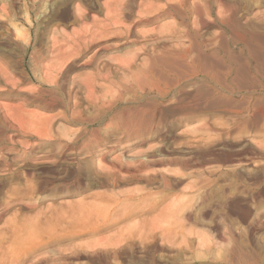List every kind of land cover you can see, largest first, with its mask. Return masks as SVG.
Listing matches in <instances>:
<instances>
[{
  "label": "rangeland",
  "instance_id": "374dc122",
  "mask_svg": "<svg viewBox=\"0 0 264 264\" xmlns=\"http://www.w3.org/2000/svg\"><path fill=\"white\" fill-rule=\"evenodd\" d=\"M35 1H36V4H35ZM35 1L34 0H0V20H1L0 21V94H1L0 95V111H1L0 112V116H1L0 117L1 118L0 119V159H2L1 164L4 167V168L0 167L1 168L0 169V190H1L0 264H9V263L10 264H27V263L36 264L38 263L37 262L38 260L45 259V257L47 258L46 260L50 259L48 260L49 264H52L53 262H54L53 264H57L58 262L60 264H64V263L65 264H95V262H93L94 260L95 261L97 260L96 264H101V263L102 264L104 263L105 264L107 263L108 264H144V263L149 264V261L147 260H149L152 257L154 259L157 258V260L159 261H162V259L163 260L165 259L164 260L165 263L169 264L170 260L168 257L178 256L179 254L180 256H183L185 258V260H183L184 262L183 261L181 262L182 264H187V263L188 264H192V263L200 264L206 260L207 261L205 263L207 264L208 263L210 264H264V127H263V130L261 126H257L256 129H252L251 127H245V126H241L240 128L239 127L237 128L236 126L232 125L231 120H230L231 117L229 115H225V114L223 115L220 113H214V114L211 113L209 115L203 114V113L202 114L197 113V115L195 114L194 117L192 115L190 116L191 117L190 119H187L185 116H183L185 117L183 118L182 115L178 114V112L173 110L175 104L173 102L170 103L169 100L165 102H161V101H159L158 103L156 102V104H158L160 109L159 108L154 109L152 106L147 105V102H146L142 104V106H140L141 108H144L146 113L143 112L142 115H138L136 119L134 117H131V120L133 121V123L132 122L131 123L133 124V126L137 125L135 127L140 130L139 136L137 137L136 140L128 139L126 137L127 133L124 135L123 130H120V132L118 131V129L122 128V126H117L118 122H115V121L112 122L109 120V121L104 122V124H102L103 126L101 125L100 130L103 131L104 129L108 128V130L110 132L112 131L113 133L111 132V135L104 136V132H103L102 137H105V138L108 137L107 138L108 141H106L105 144L101 146V148H94V146H96L97 144L94 142L95 137H93L94 132L92 131H95L98 128L97 127L98 125L88 127L90 132L93 133V136H90V132L87 135L83 136L82 132L86 128V126H83L80 124L78 125L70 121V118L72 115L74 117L81 116L82 119H85L88 122L93 120L95 116L97 117L100 113L99 112L100 107L96 101L95 103L97 104H93L92 101L94 100H97V99L113 100L114 98L119 97L120 92H121V95L125 97L124 98L125 100L131 99L133 93L130 90H128L129 91L128 92L127 90L123 89V84L128 83V81L129 83L133 82V80L136 77H137V80H139L140 86L149 87L150 80H144L148 78L142 75H137L138 73H136L137 69L142 66L143 60H146L147 58H149V56L152 55V50H154L155 46H158L160 48H169V44H171L170 45L171 47L169 49H174L175 51L179 50L178 48L180 49L188 48V45L186 44L188 43L190 44V39L183 37V34L187 31L189 32V34H192V33L194 34L196 32V34H198L200 38L202 37L204 38V39L203 38L200 39L202 46L203 44L206 43L203 46V50L204 51L206 50L207 51V52L205 51L206 54L208 53V56L213 58V60L215 57L218 58L220 56L218 60L220 59V61L222 60V62L229 63L230 60H228L229 59L228 56L230 57V56L238 55L236 57H238V59L241 58L240 60L242 62L252 61V57L250 56V52L252 49H253L252 51H255L259 56L264 57V54H263L264 50L263 52H261L262 47L264 49V0H176L177 1L176 3L174 2L175 0H169V1L168 0H158V1L157 0H135V1L125 0L124 2L122 1L119 2L117 0H108L109 2L107 0H62V1L61 0H58V1L57 0H54V1L53 0H35ZM166 1H168L170 5H175V6L178 5L181 1L186 3L185 4L186 9L190 11L189 18L185 20L186 13L181 9V6L180 7L177 6L178 8H176L175 11L168 12V10L165 9L167 8L166 3H168ZM222 2H223V5L225 3L227 4V5L225 4L227 6L226 7L227 9L224 7L225 5L222 6L221 4ZM47 3H50V4L47 5ZM121 3H123V5ZM149 4L150 5L156 4L155 6L158 7L157 10L162 9L165 6V8L163 9H165L167 13L165 14V16L163 15L160 18H158L160 20L158 21L157 19L156 20L157 22L154 20L151 23L138 24L137 22L139 21V19L147 17V14L151 15V16L148 15V17L149 16L154 17V16H160L161 14H163V12H165L162 9L159 11V13L155 15L151 14V13H156L157 10L155 11L156 9L155 6L150 7ZM231 4L233 5V7ZM32 5L35 6L36 8L33 7ZM109 5H112V6H109ZM121 5L123 6V8ZM144 6L146 7L149 6V8L146 9V7ZM234 6L236 7L234 8ZM58 7H61V8L58 9ZM110 7L111 8L114 7L113 8L114 10L110 9ZM66 8L69 9V12H70L68 13L69 15L63 13V11ZM76 8L80 9L79 13L81 14L84 13V14L81 16L78 13V10H76ZM119 8H121L120 9L121 11L118 10ZM142 8L143 10L148 11L146 12L147 14L144 11H142ZM197 8L199 9L201 8L202 11L204 10L203 11L204 19L206 20V23L207 21L209 22L208 23L209 26L207 24L206 28L204 29H201V27L199 26L200 24H199V19L197 16V11H198ZM233 8L235 10H232ZM109 9H110V12H109ZM150 9H152V11L154 12H151ZM74 10L78 14L74 13L75 12ZM140 10L142 13L144 12L143 15L140 14V16L142 15V17L138 16ZM45 11L47 12V14ZM4 12H6V16L4 15L5 14ZM12 12L13 13L15 12V13L13 14ZM108 13H112V14L108 15ZM7 14L9 16H7ZM114 16L116 17V20H114L115 19ZM117 16H119L120 18ZM175 16H178V17H175ZM196 17L198 20L194 19ZM75 18H77L78 20H76ZM10 19H12L13 21ZM117 19H119V21L122 19L120 21L122 24H120L119 21H117ZM7 20H9V23ZM212 20L214 21V24H213L214 26L212 25L213 23ZM11 21H12V25H11ZM115 21L116 23L117 22L119 23L118 27ZM223 21H227V22L229 21V23L231 22V24L228 23L229 25L228 24L226 25L227 22L224 23ZM17 22H19L18 25H17ZM107 22L108 23L110 22L112 26L110 27V24L108 25ZM216 23H217V26H216ZM104 24L107 25V27ZM196 25L199 27H197ZM5 27L6 29L9 27V29L6 30ZM16 27L18 28L14 30ZM179 27H180V30H179ZM85 28H88V29L85 30ZM105 28H106V31L104 30ZM125 28L128 31L131 29L133 34H135L136 32L137 34L135 35L137 36V39L139 41L136 39V37L133 36V34L130 35ZM169 28L170 29L172 28L173 30L171 29L170 31ZM192 28H194L195 30L194 29L191 30ZM13 30L19 31V33L21 31L22 33V37L20 34L21 38L19 39L20 41L19 40L16 41L17 43L15 41H12L10 43V41L12 40L11 37L13 36L12 34H14ZM167 30H168V33H167ZM184 30L186 31L184 32ZM72 31H73V35H72ZM116 31L119 33V35ZM121 31L123 33H121ZM141 31H144V32H141ZM178 31H180L182 37L181 35L174 36V34H177ZM145 32L147 34L154 32V34L156 33L158 38L154 34L153 35L150 34L147 36L144 34ZM56 33L59 35H57ZM141 33H143V35ZM99 34L104 35L105 38H102L103 36L100 37ZM105 34H108L109 36L108 35L105 36ZM60 35H62V37L64 36L65 39L64 38L60 39L59 37ZM92 35H93L94 40L92 39ZM218 35L220 36V38ZM241 36H243L242 37L243 43L240 38ZM54 37L55 38L57 37L55 39L57 42L54 40ZM253 37L254 38L256 37L255 39L258 38L257 40L259 41L256 42V40ZM179 38L182 39V41ZM248 38L250 39L247 41ZM84 39H85L84 41L85 44L87 42L93 43V45L95 46V49H92L93 51H91L90 54L88 53L86 58H82L80 62L78 63L79 65H77L76 68L74 67L73 69H71L69 73L67 74V77H65V79L62 82L58 83L57 78H56L57 74L54 73L57 67H55V69L52 70L55 66L53 65L54 64L53 57L51 58L52 45L56 44L57 46H62L63 51L64 49H66L64 52L68 55L69 52L74 51V48L75 50L76 48H83V45L85 46V44L82 43ZM66 40H69L73 46L71 44L68 46L67 44L69 43V41L66 42ZM174 40L175 42H173ZM25 41L26 43H24ZM59 41L61 44H59ZM224 41H227V42H224ZM127 42L129 44H127ZM176 42L178 43V45H176L177 44ZM246 42L248 44H246ZM27 43H29V50H28L29 53L27 52L26 55H24V51L22 47L24 46V44L26 45ZM76 43H77V46H75ZM145 43H147L148 45H146ZM136 44L137 46L135 47ZM139 44H142V45H139ZM251 44H253L252 45L253 48L250 47ZM106 45H109L111 49L108 48L107 50L108 52L101 51L99 53L101 57L98 55L97 56L98 60L96 58L95 60L96 63L94 61V63L92 64L94 66L83 65V63L87 60L88 57L92 55V53L95 50L98 51L101 48H104ZM181 45H183L184 47L182 46L183 47L182 48ZM140 46H144L149 52L145 57H144L145 54L139 51L142 48ZM244 46L247 49H245ZM224 47L226 49H224ZM249 47L252 49L248 50ZM214 48H216V50H214ZM133 49H135L134 51L136 53H140L138 54L136 58V62H135V65H137L138 63L140 65L138 64L136 68L134 66V69L131 70L132 74L137 75V76L132 75L131 71H128L124 67H123L124 71L121 68V66H124L126 64L127 62V61L125 62L126 59L127 60L133 59L135 55ZM128 51L129 53H127ZM232 51L234 54L232 53ZM34 52L37 53V57ZM131 52H133L134 54ZM224 52L226 53V56L224 55L225 54ZM259 52L261 55L259 54ZM214 53L217 54V56ZM212 54L214 55L212 56ZM126 55L128 56L127 58H126ZM196 57H197V51L196 49H194L191 53V58L197 60ZM244 57L248 61H246L245 59H242ZM31 58L33 59V61ZM222 58L223 59L225 58L226 61L223 60ZM100 59L101 60L103 59V60L101 61ZM108 60L110 61L111 64L105 63L106 61L109 62ZM7 63L9 65H7ZM111 65L112 67H110ZM34 67H37L38 69ZM45 70H48V71H45ZM105 70L106 71L108 70L107 71L108 73ZM126 70L129 73H127ZM49 71L51 75L49 74ZM98 71L100 72V74L98 73ZM51 72H53V74ZM103 72L105 76L98 79L100 75L101 76L104 75L102 74ZM47 73L51 77L53 75L52 77L53 79H51V77ZM110 74H112V77ZM2 75H3V78H2ZM89 75L91 76L94 75L92 77L96 78L97 83H98V87L95 89L93 96L92 94H90L88 90H86L87 88L85 89L86 87L85 83L87 82L86 78H88ZM96 75L98 76L96 77ZM47 76L48 78L50 77L51 80L50 79H46V81L43 80V77L47 78ZM80 76L84 78L86 77L85 78L86 80L80 78ZM39 77H41L40 80H39ZM142 77H143V80H142ZM9 78H11V80ZM103 78L110 79V82L113 83L112 87H109L108 89L107 88L108 84L104 80H100ZM6 79L10 80V84H9V81ZM68 79L72 81L67 83ZM74 79L76 80L74 81ZM52 80H55L54 83H52L53 82ZM84 80L86 82L83 83ZM141 80L144 82H142ZM78 81L79 82L81 81V82L78 83ZM50 82L52 83V85ZM14 83H15V86H14ZM60 83H65V85L60 84ZM99 83H101L102 85ZM262 84L263 82L261 83V86ZM8 85L11 86V88ZM12 86H13L14 91L10 92L11 91L10 89H12ZM104 86L106 90L103 89ZM55 88H58V89H55ZM40 89H42V91ZM47 90L50 91V93H45V92H48ZM60 90L62 91L63 94L61 93ZM255 90L258 93H262L261 87L260 88L257 87V89L254 88L253 91L255 92ZM106 91H109V93ZM189 91L195 92V89L189 88L188 92ZM7 92L12 96L7 94ZM19 92H23V93L27 92V93H31L34 95L36 94L43 95L44 93L43 97H44L45 102L47 103L48 102L51 103L52 95L56 97L58 96L57 97L58 100L63 99V97H65L66 95H68V97L71 95L70 98H72L73 96L75 97H73L74 99L72 98L73 100L70 98L68 99L69 104L66 108L61 103H57V104L55 103L56 105L53 104L51 108L50 106H44L42 104H39L38 102L37 103L36 102L26 103V100H27L26 98L24 99L23 96H17ZM72 93H73V96H72ZM261 108L259 107V109L257 110L262 111L264 113V105L261 106ZM151 109H154V110L152 111ZM2 115H4V117ZM5 117H7V120ZM42 118H43V121H42ZM45 118H46V121H45ZM3 121L5 125L2 123ZM135 122H138V123H135ZM204 122H206L207 125ZM9 125H10V129L11 128L12 129L11 130L9 129L8 131ZM150 125L153 127H151ZM115 126L116 128H114ZM221 126L223 129L221 128ZM209 128H210V131H209ZM151 129H152V132L150 131ZM211 136H213L214 138ZM88 137L90 138V140ZM38 138H41V140ZM59 139L61 141H59ZM18 141L20 143H18ZM25 142L27 143V145ZM63 142L65 143V145ZM142 142H147L148 144L144 146H139ZM110 143L111 145H114V144L117 145L116 146L117 148L113 150V148L110 147ZM131 144H134V145L131 146ZM70 145L71 146L73 145V147H71ZM143 152H145L146 154L144 153L145 155H143ZM149 152H152V153H149ZM209 152H210V155H209ZM105 153H108V155H106ZM148 153L152 160L156 159L155 161L162 160V161L167 162V164H165L166 166L162 164L160 166H153L152 169H150V172L153 171L158 174H161V173L165 174L167 176L166 180H163L160 176H158L155 178L154 183L150 185L152 187H150L144 181H136V182L131 183L129 182V180L125 179L129 174L125 172H122V173L120 172L119 174H117V176L120 179L119 180L120 182L118 183L119 185H114L110 177L107 176L109 173L113 172V170H111L110 172V169L112 168H109V167H112L111 165H115V164L118 165V163L122 164L120 163V161L123 162L124 160L125 161L123 164L126 165V164L133 162L137 158H145L148 155ZM135 155L137 156L139 155V156L137 157ZM140 155H142V157ZM200 155L201 156L205 155L206 156L205 158L207 159V162L209 164L207 163L206 166H201L200 163H198L199 162L198 159H200ZM187 159L190 162H191L190 159H192L191 164L195 165V167L193 166L191 170L190 168L189 169L183 168L180 165V163L179 165H177V163H174L173 161V160L175 161L182 160L181 162H184L185 160L186 162ZM103 160H105V162ZM61 161H64V162H61ZM54 162H57V163H54ZM168 162H172L173 164L172 163L170 164ZM5 163L10 164L9 166L11 168L6 169V167L4 166ZM100 163H102V167ZM155 169L157 170L159 169V171ZM12 172H17L19 177H14V174H12ZM125 174H127V176ZM26 183L28 184V186H26L27 185ZM167 185H169L170 187H167ZM24 187L27 189H24ZM140 189L141 191H139ZM189 189H191V191H189ZM142 190L143 192L147 190L149 191L143 193ZM125 192L127 193L125 194ZM148 193H150L151 196ZM136 194L141 195V199L138 200L140 203L138 201H132L128 199V196L136 195ZM145 195H149V196L146 197ZM155 195L159 197L158 200H161V197L164 196L163 201L162 202L160 201V203H158V200H156L157 197ZM115 196L116 198L118 197L119 199L118 202H117L118 199L116 198L113 199V197ZM104 199L106 202L104 201ZM9 200H10V203H8ZM145 202L146 203L148 202V203L146 204ZM154 202L155 203L157 202V203L155 204ZM31 205H33L34 208L33 207L31 208ZM151 205H157L158 209L156 207L155 209L156 212L152 211V212L146 213L147 211H149V208L152 207ZM132 206L133 207L135 206V207L132 208ZM136 206L138 207V209ZM83 208H86L87 212L85 211V209L83 210ZM88 208L92 209V212L97 211L98 213H95V214L92 213V215H90L91 212ZM100 208L102 209L105 208L108 211L103 210L104 211L103 213L102 209ZM116 209L117 210L121 209L120 211L122 212L116 211ZM186 209L187 211L192 210L190 221H188L183 215L179 216L180 214H183ZM114 210L116 214L114 213ZM77 211L81 212L80 213L81 215ZM59 212H62L65 215H63L62 213L60 214ZM83 212L84 213L86 212L85 214L88 213L87 215H89L90 218L87 215L84 216ZM101 212L103 214H99ZM112 212H113V215L111 216L113 217V219L110 217L109 221L107 222V225L110 228L107 227L106 230H103L104 232L102 231L99 234L100 236L97 235L98 237L95 235L96 238L94 237V235L89 233V232H92L94 228H97V225H101L102 223H105V221L103 220L104 219L103 217L106 216V214H109ZM129 212H131L130 214L132 215L129 214L128 216L127 214ZM165 212H166V215H165ZM176 212H177V216H176ZM55 214H60V216L56 215V218H57L56 219L55 217H52V216H55ZM77 214L80 215V218H78L79 215ZM96 214L97 215L99 214L98 219L97 217H95L97 216ZM134 214L136 216L138 215L137 218L136 216H134ZM146 214L148 215L146 216ZM122 215H124L123 220L122 218H120L122 217ZM68 216L71 217L72 220L70 218H67ZM173 216H176L177 218L175 217L174 218L177 220L179 219L178 222H180L181 224L173 220L174 219L172 218ZM46 217H48L49 221L47 220ZM84 217H87L89 222L91 220L90 222L91 224L88 221H85L86 218ZM73 218L75 219L73 220ZM82 218L84 219V221ZM95 218L97 219V221ZM92 219H95V220L93 221ZM59 221L63 222V227L65 228L68 225H70V227L69 228L67 227V229L72 230V233L73 232L78 233V235H74V237H69L68 235L67 239L66 238L64 239L65 241L64 240H62L61 242L55 241L54 243L55 226ZM71 221H74V222L71 223ZM115 221L116 222L119 221L118 224ZM44 222H47V223H44ZM140 223H141V226H139ZM135 224L136 226L138 225L137 228ZM175 224L176 226H174ZM33 227L35 230L39 228L38 229L39 231L35 232ZM217 227H219L223 233V237L221 239L220 237L215 236L217 235ZM78 228L79 229L81 228L82 230H79ZM77 229L79 231H77ZM133 229L134 231H132ZM142 229L143 231H141ZM126 230H128L127 231L128 233H124ZM174 230L175 232H173ZM83 231L85 232L83 233ZM129 231L134 232V233H131ZM32 232H35V233H32ZM86 232H88L89 234ZM33 234L35 237H33ZM118 235H121L122 237H124L122 238L123 241L125 239L126 242L125 241L124 242L128 243V244H125L126 247L124 245H121V241H120L121 236L119 237ZM151 236L153 239L151 238ZM41 237H45L44 241L51 240V242L52 241L53 242L51 243L49 241V243L45 245L46 246L45 248L44 247L41 248L39 247L40 245L37 246L36 244L43 240ZM116 239L119 240L120 243H118L119 241L117 242ZM201 241H205L206 243L201 246L202 244V243L200 244ZM155 243H158V244L156 245ZM209 243H212V244H209ZM122 244L124 243L122 242ZM116 246L118 249L116 248ZM148 246L150 249L152 246L153 251L152 249L149 251ZM123 247L125 248V250H123L124 249ZM64 249L65 250L68 249V251L67 250L65 251ZM146 251L149 253V255H147L148 253ZM59 253H61V255H59ZM62 253L65 254V257ZM103 253H105L106 255ZM115 253L117 254L115 255ZM120 254H123V256H121ZM145 256L147 257L145 258ZM148 256H149V259H148ZM194 256L196 257L197 261L199 260L198 257H202L203 260L201 261L200 259L199 262L197 263L196 259L193 258ZM60 257H61V260L59 259ZM138 257L140 260L137 259ZM56 258H57V261H55ZM62 259H64L63 260L64 263ZM133 259L136 263L133 261ZM215 259L217 260L215 261ZM221 259H223L224 261L226 260V261L224 262ZM102 260L104 261V263ZM137 260H138V263H137ZM141 261H143L144 263H142ZM188 261L189 262L191 261L192 263L191 262L189 263ZM170 264H174V263L171 261Z\"/></svg>",
  "mask_w": 264,
  "mask_h": 264
},
{
  "label": "bare ground",
  "instance_id": "6f19581e",
  "mask_svg": "<svg viewBox=\"0 0 264 264\" xmlns=\"http://www.w3.org/2000/svg\"><path fill=\"white\" fill-rule=\"evenodd\" d=\"M35 1V0H34ZM54 1V0H53ZM58 1V0H57ZM62 1V0H61ZM108 1V0H107ZM117 1H119V2H124L125 0H117ZM135 1V0H134ZM158 1V0H157ZM169 1V0H168ZM168 1H166V2H168ZM25 2V1H24ZM102 2V1H101ZM109 2V1H108ZM107 2V3H108ZM175 3L177 2L176 0L174 1ZM33 3V2H32ZM60 3V2H59ZM134 3V2H133ZM205 3V2H204ZM14 4V3H13ZM35 4H36V1H35ZM48 4H50V3H47V5ZM52 4V3H51ZM102 4V3H101ZM105 4V3H104ZM116 4V3H115ZM114 4V5H115ZM122 5H123V3H121ZM143 4H145V3H143ZM151 4V3H150ZM149 4V5H150ZM167 4V8H165V6L163 7V5H162V7L163 8H165L166 10H168V12H170V11H175L176 10V8H178V7H180L181 6V9L186 13V18H185V20H187L188 18H189V15H190V11L189 10H187L186 9V6H185V4L186 3H184L183 1H181L178 5H170L169 4V2L168 3H166ZM165 4V5H166ZM174 4V3H173ZM189 4V3H188ZM222 4V6H224L223 5V2L221 3ZM55 5H56V3H55ZM61 5H62V3H61ZM64 5V4H63ZM66 5V4H65ZM103 5V4H102ZM121 5V6H122ZM134 5V4H133ZM132 5V6H133ZM148 5V4H147ZM156 5V4H155ZM155 5H150V7L151 6H155ZM227 5V4H226ZM224 6L225 8L227 7V6ZM230 5V4H229ZM232 5V4H231ZM14 6V5H13ZM29 6V5H28ZM33 6V5H32ZM37 6V5H36ZM53 6V5H52ZM101 6V5H100ZM105 6V5H104ZM107 6V5H106ZM109 6H112V5H109ZM116 6H118V5H116ZM130 6V5H129ZM159 6V5H158ZM178 6V7H177ZM33 7H35V6H33ZM40 7V6H39ZM55 7H57V6H55ZM66 7H68V6H66ZM120 7V6H119ZM144 7H146V6H144ZM229 7H231V6H229ZM232 7H233V5H232ZM236 6H234V8H235ZM36 8V7H35ZM53 8V7H52ZM51 8V9H52ZM59 8H61V7H58V9ZM85 8V7H84ZM90 8V7H89ZM88 8V9H89ZM99 8V7H98ZM105 8V7H104ZM107 8V7H106ZM109 8V7H108ZM114 8V7H113ZM113 8H111L110 7V9H113ZM122 8H123V6H122ZM129 8V7H128ZM147 8H149V6L148 7H146V9ZM156 8V9H155ZM155 11L157 10V8L158 7H156L155 6ZM161 8V7H160ZM159 8V9H160ZM162 8V9H163ZM232 9V10H235V9ZM13 9V8H12ZM34 9V8H33ZM45 9V8H44ZM110 9H109V12H110ZM117 9V8H116ZM121 8H119L118 10H120ZM145 9V8H144ZM153 9V8H152ZM152 9H150V11L151 12H154V11H152ZM162 9H160V10H162ZM165 9H163V11H165ZM227 9V8H226ZM62 10V9H61ZM76 10H78V13H79V8H76ZM106 10V9H105ZM114 10V9H113ZM112 10V11H113ZM160 10H157V12L156 13H151V14H157V13H159V11ZM197 16H198V19H199V26L201 27V29H204V28H206V26H207V24L209 23L208 21H207V23H206V20L204 19V15H203V11L201 10V8L199 9V8H197ZM222 10V9H221ZM54 11V10H53ZM59 11V10H58ZM57 11V12H58ZM75 11V10H74ZM90 11H92V10H90ZM89 11V12H90ZM104 11V10H103ZM108 11V10H107ZM121 11V10H120ZM142 11H144L145 13L146 12H148V11H146V10H143V8H142ZM182 11V12H183ZM193 11V10H192ZM196 11V10H195ZM226 11H228V10H226ZM2 12V11H1ZM9 12V11H8ZM27 12H28V10H27ZM46 12V11H45ZM140 12H141V10H140ZM139 12V17H142V15L144 14V12L142 13H140ZM224 12V11H223ZM5 14V16H6V12H4ZM10 13V12H9ZM13 13V12H12ZM15 13V12H14ZM13 13V14H14ZM63 13L64 14H68V13H70L69 12V9H65L64 11H63ZM74 13H77L76 11L74 12ZM77 13V14H78ZM91 13V12H90ZM123 13H124V11H123ZM128 13V12H127ZM167 13V11H165V12H163V14H161L160 16H154V15H152V16H154V17H150L151 15L150 14H147V17H145V18H141V19H139V21L137 22L138 24H140V23H151V22H153L154 20L156 21L158 18H160L161 16H165V14ZM172 13V12H171ZM236 13V12H235ZM29 14H30V12H29ZM46 14H47V12H46ZM53 14V13H52ZM51 14V15H52ZM54 14H56V13H54ZM59 14V13H58ZM63 14V15H64ZM81 16L84 14H81V13H79ZM109 14H112V13H108V15ZM140 14H142L141 16H140ZM208 14V13H207ZM22 15V14H21ZM43 15V14H42ZM69 15V14H68ZM105 15V14H104ZM123 15V14H122ZM129 15V14H128ZM127 15V16H128ZM148 15H150L149 17H148ZM168 15V14H167ZM196 15V14H195ZM2 16V15H1ZM7 16H9L8 14H7ZM12 16V15H11ZM50 16V15H49ZM58 16H60V15H58ZM62 16V15H61ZM80 16V17H81ZM145 16V15H144ZM194 16V15H193ZM206 16V15H205ZM51 17V16H50ZM55 17V16H54ZM75 17V16H74ZM115 17V16H114ZM117 17H119V16H117ZM123 17V16H122ZM170 17V16H169ZM175 17H178V16H175ZM209 17V16H208ZM233 17V16H232ZM5 18H7V17H5ZM53 18V17H52ZM51 18V19H52ZM58 18V17H57ZM60 18V17H59ZM66 18H68V17H66ZM84 18V17H83ZM106 18V17H105ZM120 18V17H119ZM128 18V17H127ZM165 18V17H164ZM172 18V17H171ZM181 18H182V16H181ZM228 18V17H227ZM13 19V18H12ZM12 19H10V20H12ZM76 20H78L77 18H75ZM80 19V18H79ZM130 19H132V18H130ZM137 19V20H138ZM162 19H163V17H162ZM180 19V18H179ZM194 19H197V17L196 18H194ZM197 19V20H198ZM217 19V18H216ZM221 19H222V17H221ZM220 19V20H221ZM81 20V19H80ZM114 20H116V17H115V19ZM114 20H113V22H114ZM122 20V19H121ZM120 20V21H121ZM125 20V19H124ZM160 19H158V21H159ZM181 20V19H180ZM191 20V19H190ZM211 20V19H210ZM209 20V21H210ZM233 20H235V19H233ZM1 21V20H0ZM8 21V23H9V20H7ZM13 21V20H12ZM12 21H11V25H12ZM19 21V20H18ZM49 21H51V20H49ZM111 21V20H110ZM117 21H119V19H117ZM119 21V23L120 24H122L121 22ZM183 21H184V19H183ZM213 21V20H212ZM214 21H215V19H214ZM214 21H213V23H212V25L214 24ZM83 22V21H82ZM98 22V21H97ZM101 22V21H100ZM126 22V21H125ZM136 22V21H135ZM157 22V21H156ZM195 22V21H194ZM219 22V21H218ZM224 23H226L227 21H223ZM222 22V23H223ZM236 22V21H235ZM234 22V23H235ZM7 23V22H6ZM18 23L19 22H17V25H18ZM49 23V22H48ZM108 23V22H107ZM115 23H116V21H115ZM119 23L117 22L116 23V25H117V27L119 26ZM129 23V22H128ZM134 23V22H133ZM174 23V22H173ZM211 23H210V25H211ZM229 23V21L226 23V25ZM23 24V23H22ZM94 24V23H93ZM103 24V23H102ZM110 24V22L108 23V25ZM124 24V23H123ZM131 24V23H130ZM229 24H231V22L229 23ZM228 24V25H229ZM16 25V24H15ZM56 25V24H55ZM99 25V24H98ZM105 25V24H104ZM115 25V26H116ZM125 25V24H124ZM134 25V24H133ZM145 25V24H144ZM233 25V24H232ZM9 26H10V24H9ZM14 26V25H13ZM59 26V25H58ZM96 26V25H95ZM103 26V25H102ZM106 27H107V25H105ZM112 26V24H110V27ZM120 26H122V25H120ZM127 26V25H126ZM130 26V25H129ZM140 26V25H139ZM142 26V25H141ZM166 26V25H165ZM171 26V25H170ZM169 26V27H170ZM197 26V25H196ZM199 26H197V27H199ZM208 26H209V24H208ZM214 26V25H213ZM216 26H217V23H216ZM215 26V27H216ZM225 26V25H224ZM223 26V27H224ZM12 27V26H11ZM15 27V26H14ZM138 27V26H137ZM162 27V26H161ZM193 27V26H192ZM197 27H195V28H197ZM232 27V26H231ZM237 27V26H236ZM18 27H16L14 30H16ZM60 28V27H59ZM80 28H81V26H80ZM128 28V27H127ZM166 28H168V27H166ZM230 28V27H229ZM240 28V27H239ZM3 29V28H2ZM5 29H6V27H5ZM7 29H9V27L7 28ZM6 29V30H7ZM13 29V28H12ZM22 29V28H21ZM56 29V28H55ZM83 29V28H82ZM86 29H88V28H85V30ZM93 29V28H92ZM101 29H102V27H101ZM108 29V28H107ZM121 29V28H120ZM126 29V28H125ZM130 29V28H129ZM152 29H154V28H152ZM163 29V28H162ZM161 29V30H162ZM170 29V28H169ZM172 29V28H171ZM171 29H170V31H171ZM184 29V28H183ZM194 28H192L191 30H193ZM197 29H199V28H197ZM227 29V28H226ZM13 30V32H14V34H12L13 36L11 37V41H10V43L12 42V41H17V40H19L21 37H22V33H21V31H20V33H19V31H14ZM100 30V29H99ZM105 31H106V28L104 29ZM127 30V29H126ZM149 30V29H148ZM173 30V29H172ZM179 30H180V27H179ZM195 30V29H194ZM238 30V29H237ZM79 31V30H78ZM96 31V30H95ZM102 31V30H101ZM128 31V30H127ZM153 31V30H152ZM158 31V30H157ZM186 30H184V32H185ZM10 32H12V31H10ZM75 32V31H74ZM88 32V31H87ZM86 32V33H87ZM117 32V31H116ZM133 32H135V31H133ZM140 32V31H139ZM141 32H144V31H141ZM150 32H151V30H150ZM159 32V31H158ZM198 32H199V30H198ZM227 32V31H226ZM96 33V32H95ZM94 33V34H95ZM114 33V32H113ZM118 33V32H117ZM116 33V34H117ZM121 33H123L122 31H121ZM126 33V32H125ZM128 33L130 34V35H132L133 33H132V30L130 29L129 31H128ZM167 33H168V30H167ZM174 33V32H173ZM179 33V34H178ZM178 33L177 34H174V36H180L181 35V33H180V31H178ZM238 33V32H237ZM7 34H8V32H7ZM10 34V33H9ZM20 34H21V37H20ZM57 34V33H56ZM56 34H55V36H56ZM61 34V33H60ZM63 34V33H62ZM75 34V33H74ZM97 34V33H96ZM135 34H137L136 32H135ZM135 34H133V36L134 37H136V39H137V36L135 35ZM142 35H143V33H141ZM145 35H150V34H154V32H152V33H144ZM201 34V33H200ZM232 34H233V32H232ZM43 35V34H42ZM57 35H59V34H57ZM72 35H73V31H72ZM76 35V34H75ZM86 35V34H85ZM100 35V34H99ZM106 35H108V34H105V36ZM118 35H119V33H118ZM128 35V34H127ZM154 35H156V33L154 34ZM170 35H171V33H170ZM192 35V36H191ZM220 35V34H219ZM218 35V36H219ZM224 35V34H223ZM241 35V34H240ZM249 35V34H248ZM7 36H9V35H7ZM66 36V35H65ZM70 36V35H69ZM77 36V35H76ZM84 36V35H83ZM87 36V35H86ZM103 36V37H102ZM109 36V35H108ZM111 36H112V34H111ZM122 36H123V34H122ZM125 36V35H124ZM129 36V35H128ZM139 36V35H138ZM163 36V35H162ZM168 36V35H167ZM202 36V35H201ZM222 36V35H221ZM253 36V35H252ZM51 37V36H50ZM60 37V39L61 38H64L65 39V37L63 36L62 37V35H60L59 36ZM85 37V36H84ZM95 37V36H94ZM100 37H102V38H105L104 37V35H100ZM99 37V38H100ZM144 37H146V36H144ZM156 37H157V35H156ZM181 37H182V35H181ZM180 37V38H181ZM183 37L184 38H189L190 39V44L188 43V44H186V45H188V48H184V49H180V48H178L179 50H177V51H175L174 49H169L171 46V44H169V48H160V47H158V46H155V48H154V50H152V55L151 56H149V58H147L146 60H143V63H142V66L140 67V68H138L137 69V72L136 73H138L137 75H142V76H145V77H147L148 79H144V80H150L149 81V83H150V85H149V87H143V86H140V84H139V80H137V77L133 80V82H131V83H129V81H128V83H126V84H123V89H125V90H130L132 93H133V95H132V98L131 99H129V100H125L124 98L125 97H123L122 95H121V92H120V95H119V97H117V98H114L113 100H101V99H97V100H94V101H92L93 102V104H97L98 103V105H99V107H100V109H99V115L96 117H94V119L93 120H91V121H87V120H85V119H82V117L80 116V117H78V116H76V117H74L73 115L71 116V118H70V121L72 122V123H76V124H80V125H83V126H86V128L83 130V132H82V134H83V136L84 135H87L89 132H90V130H89V126H95V125H98L97 127V129L95 130V131H92V132H94V136H93V133L92 132H90V136H93V137H95V140H94V142L97 144L96 146H94V148H101V146L103 145V144H105V142L106 141H108L107 140V138H105V137H102V133L104 132V136H108V135H111V132L108 130V128L107 129H104L103 131H101L100 130V128H101V125L102 124H104V122H106V121H115V122H118V125L117 126H122V128H120V129H118V131L120 132V130H123L124 131V135L127 133V135H126V137L128 138V139H130V140H136L137 139V137L139 136V132H140V130L139 129H137L135 126H137V125H134L133 126V121L131 120V117H134L135 119L137 118V116L138 115H142V113L143 112H145L146 113V111L144 110V108H141L140 106H142V104H144V103H146L147 102V105H149V106H152L154 109H158L159 108V106H158V104H156V102L158 103L159 101H161V102H165V101H170V103L171 102H173L175 105H174V108H173V110L174 111H176V112H178V114H180V115H182V117L183 116H185L187 119H190L191 117L190 116H192L193 115V117H194V115L196 114L197 115V113H199V114H207V115H209V114H211V113H220V114H225V115H229L230 117H231V123H232V125H234V126H236L237 128L239 127H241V126H245V127H251L252 129H256L257 128V126H261L262 127V130H263V127H264V113L262 112V111H259V110H257V109H259V107L261 108V106H263L264 105V57H262V56H259L255 51H252L253 49V44H251L250 45V47H252V48H250L249 47V49L248 50H250V49H252L251 50V52H250V56L252 57V61H248L247 59H245V57L244 58H242V59H245L246 61H248V62H242L240 59H238V57H236V56H238V55H236V56H228V60H230V62L229 63H226V62H222V60L220 61V59L218 60V58L220 57H218V58H214V60H213V58H211L210 56H208V53L206 54V52L203 50V46L206 44H203V46H202V43H201V40L200 39H202V38H200L199 37V35L198 34H196V32L193 34H189V32L187 31V32H185L184 34H183ZM224 37V36H223ZM243 36H241L240 38H241V40L243 39L242 38ZM41 38V37H40ZM53 38V37H52ZM51 38V39H52ZM57 38V37H56ZM55 37H54V40L56 39ZM76 38V37H75ZM88 38V37H87ZM91 38V37H90ZM89 38V39H90ZM98 38V37H97ZM150 38V37H149ZM158 38V37H157ZM168 38V37H167ZM172 38H173V36H172ZM179 38V39H180ZM219 38H220V36H219ZM236 38V37H235ZM245 38V37H244ZM251 38V37H250ZM250 38H248L247 39V41L250 39ZM254 38V37H253ZM256 38V37H255ZM254 38V39H255ZM10 39V38H9ZM80 39V38H79ZM92 39H93V35H92ZM96 39V38H95ZM107 39V38H106ZM127 39V38H126ZM148 39V38H147ZM151 39V38H150ZM154 39V38H153ZM156 39V38H155ZM176 39V38H175ZM179 39H178V41H179ZM204 39V38H203ZM258 39V38H257ZM257 39H255L256 40V42L257 41H259V40H257ZM57 40H59V39H57ZM72 40V39H71ZM75 40V39H74ZM94 40V39H93ZM120 40V39H119ZM128 40V39H127ZM138 40V39H137ZM143 40V39H142ZM146 40V39H145ZM149 40V39H148ZM177 40V39H176ZM181 41H182V39H180ZM221 40H222V38H221ZM224 40V39H223ZM235 40V39H234ZM252 40V39H251ZM263 40V39H262ZM9 41V40H8ZM20 41V40H19ZM18 41V42H19ZM27 41V40H26ZM26 41L24 42V43H26ZM49 41V40H48ZM56 41V40H55ZM60 41H62V40H60ZM60 41H59V44H61L60 43ZM67 41H69V40H66V42ZM84 41H85V39L83 40V42L82 43H84ZM131 41V40H130ZM135 41V40H134ZM133 41V42H134ZM139 41V40H138ZM147 41V40H146ZM152 41V40H151ZM156 41V40H155ZM155 41H154V43H155ZM177 41V42H178ZM184 41V40H183ZM203 41V40H202ZM228 41H230V40H228ZM233 41V40H232ZM239 41V40H238ZM57 42V41H56ZM62 42H64V41H62ZM65 42V43H66ZM73 42V41H72ZM78 42V41H77ZM79 42H80V40H79ZM78 42V43H79ZM90 42H91V40H90ZM140 42H141V40H140ZM173 42H175V40L173 41ZM176 42V43H177ZM189 42V41H188ZM224 42H227V41H224ZM245 42V41H244ZM250 42V41H249ZM253 42V41H252ZM14 43V42H13ZM12 43V44H13ZM17 43V42H16ZM54 43V42H53ZM52 43V44H53ZM75 43V42H74ZM95 43H97V42H95ZM125 43V42H124ZM135 43H137V42H135ZM182 43V42H181ZM184 43V42H183ZM194 43H196V44H194ZM223 43V42H222ZM232 43V42H231ZM242 43H243V40H242ZM259 43V42H258ZM15 44V43H14ZM58 44V43H57ZM58 44V45H59ZM71 44V42L69 41V43L67 44L68 46ZM85 44V43H84ZM123 44V43H122ZM127 44H129L128 42H127ZM146 45H148L147 43H145ZM144 44V45H145ZM225 44H227V43H225ZM235 44V43H234ZM246 44H248L247 42H246ZM23 45V44H22ZM21 45V46H22ZM66 45V46H67ZM72 45V44H71ZM116 45V44H115ZM117 45H119V44H117ZM139 45H142V44H139ZM145 45V46H146ZM174 45V44H173ZM172 45V46H173ZM176 45H178V43L176 44ZM180 45V44H179ZM256 45H257V43H256ZM49 46H50V44H49ZM67 46V47H68ZM73 46V45H72ZM75 46H77V43H76V45ZM82 46V45H81ZM125 46H127V45H125ZM133 46V45H132ZM137 46V44L135 45V47ZM183 45H181V47H182ZM207 46V45H206ZM210 46V45H209ZM218 46H220V45H218ZM223 46V45H222ZM231 46V45H230ZM11 47V46H10ZM80 47V46H79ZM101 47V46H100ZM116 47V46H115ZM115 47H113V48H115ZM118 47V46H117ZM127 47H129V46H127ZM139 47V46H138ZM140 47H142L139 51H141V52H143L145 55H144V57L149 53L148 51H147V49L144 47V46H140ZM162 47V46H161ZM175 47V46H174ZM178 47V46H177ZM176 47V48H177ZM184 47V46H183ZM182 47V48H183ZM226 47V46H225ZM224 47V49H226ZM248 47V46H247ZM255 47V46H254ZM257 47V46H256ZM108 48H110V46L109 45H106L104 48H101L100 50H95L93 53H92V55L90 56V57H88L87 58V60L83 63V65H85V66H91L93 63H94V61L96 60V58H97V56L99 55V53L102 51H107L108 50ZM151 48V47H150ZM217 48V47H216ZM216 48H214V50H216ZM244 48H245V46H244ZM22 49H23V51H24V55H26V53L28 52V50H29V43H27L26 45L24 44V46L22 47ZM71 49V48H70ZM73 49V48H72ZM92 49H95V46L93 45V43H86L85 44V46L83 45V48H76V50H75V48H74V51L73 52H69L68 53V55L64 52L66 49H64V51H63V48H62V46H57L56 44H54V45H52V53H51V58L53 57V62H54V64L53 65H55L54 66V68L52 69V68H50V69H52V70H54L55 69V67H57V69L55 70V74H57L56 75V78H57V82L59 83V82H62L64 79H65V77H67V74L69 73V71L71 70V69H73L74 67L76 68L77 67V65H79L78 63L80 62V60L82 59V58H86V56H87V54L89 53L90 54V52L91 51H93ZM111 49V48H110ZM194 49H196V51H197V57H196V59L197 60H195V59H193V58H191V53H192V51L194 50ZM221 49V48H220ZM230 49V48H229ZM233 49V48H232ZM231 49V50H232ZM245 49H247V48H245ZM9 50V49H8ZM7 50V51H8ZM51 50V49H50ZM135 49H133V51H134ZM212 50V49H211ZM210 50V51H211ZM231 50H230V52H231ZM260 50V49H259ZM263 47H262V51L261 52H263ZM218 51H220V50H218ZM223 51V50H222ZM227 51H229V50H227ZM241 51H243V50H241ZM258 51V50H257ZM108 52V51H107ZM138 52V51H137ZM195 52V51H194ZM3 53V52H2ZM29 53V52H28ZM35 53V52H34ZM127 53H129V51L127 52ZM131 53H133V52H131ZM134 53H135V55H134V57H133V59H131V60H125V59H123V60H125V62H126V64L124 65V66H121L122 65V63H121V68H122V70H123V67L125 68V69H127L128 71H131V70H133L134 69V66H135V68H136V66L139 64L138 62V64L137 65H135V62H136V58H137V56H138V54H140V53H136L135 51H134ZM133 53V54H134ZM142 53V54H143ZM211 53V52H210ZM217 53H219V52H217ZM225 53V52H224ZM232 53H233V51H232ZM237 53V52H236ZM22 54H23V52H22ZM36 54V57H37V53H35ZM34 54V55H35ZM132 54V55H133ZM151 54V53H150ZM215 54V53H214ZM214 54H212V56L214 55ZM223 54V53H222ZM234 54V53H233ZM239 54V53H238ZM244 54V53H243ZM259 54H260V52H259ZM263 54H264V52H263ZM33 55V56H34ZM40 55V54H39ZM125 55V54H124ZM131 55V54H130ZM216 56H217V54H215ZM225 56H226V53L224 54ZM261 55V54H260ZM49 56V55H48ZM100 56V55H99ZM143 56V55H142ZM249 56V57H250ZM2 57V56H1ZM24 57V56H23ZM101 57V56H100ZM105 57V56H104ZM125 57V56H124ZM128 56L126 55V58H127ZM221 57H223V56H221ZM116 58V57H115ZM248 58V57H247ZM32 59V58H31ZM36 59V58H35ZM223 59V58H222ZM97 60H98V58H97ZM101 60V59H100ZM103 60V59H102ZM101 60V61H102ZM110 60H111V58H110ZM223 60H225V58L223 59ZM227 60V61H228ZM251 60V59H250ZM24 61V60H23ZM32 61H33V59H32ZM109 61V60H108ZM117 61V60H116ZM120 61H121V59H120ZM226 61V60H225ZM52 62V63H53ZM83 62V61H82ZM98 62V61H97ZM114 62V61H113ZM141 62V61H140ZM51 63V62H50ZM95 63H96V61H95ZM105 63H110V61L109 62H105ZM124 63V62H123ZM99 64V63H98ZM111 64V63H110ZM117 64V63H116ZM7 65H9L8 63H7ZM13 65V64H12ZM52 65V64H51ZM96 65V64H95ZM105 65V64H104ZM140 65V64H139ZM33 66V65H32ZM92 66H94V65H92ZM97 66V65H96ZM115 66V65H114ZM53 67V66H52ZM110 67H112V65L110 66ZM11 68V67H10ZM34 68H37V67H34ZM85 68V67H84ZM83 68V69H84ZM89 68H91V67H89ZM98 68V67H97ZM102 68V67H101ZM100 68V69H101ZM105 68V67H104ZM119 68V67H118ZM38 69V68H37ZM88 69V68H87ZM95 69H96V67H95ZM106 69V68H105ZM108 69V68H107ZM75 70H77V69H75ZM92 70V69H91ZM109 70V69H108ZM107 70V71H108ZM116 70V69H115ZM126 70V71H127ZM35 71H37V70H35ZM45 71H48V70H45ZM94 71V70H93ZM100 71V70H99ZM98 71V73L100 74V72ZM106 71V70H105ZM106 71V72H107ZM112 71H114V70H112ZM120 71V70H119ZM124 71V70H123ZM127 71V73H129ZM71 72H73V71H71ZM105 72V73H106ZM35 73V72H34ZM52 74H53V72H51ZM108 73V72H107ZM106 73V74H107ZM114 73H116V72H114ZM135 73V72H134ZM4 74V73H3ZM8 74V73H7ZM37 74V73H36ZM35 74V75H36ZM40 74V73H39ZM48 74V73H47ZM49 74H50V71H49ZM48 74V75H49ZM87 74V73H86ZM90 74V73H89ZM95 74H96V72H95ZM102 74H104V72L102 73ZM131 74H132V71H131ZM51 75V74H50ZM49 75V76H50ZM71 75V74H70ZM88 75V74H87ZM111 75V77H112V74H110ZM114 75V74H113ZM132 75H134V74H132ZM137 75H134V76H137ZM12 76V75H11ZM55 76V75H54ZM83 76V75H82ZM84 76H86V75H84ZM92 76H94V75H92ZM91 75H89V77L88 78H86L87 79V82L85 81L86 79L84 78V77H81L80 76V78H82V79H85L84 81H83V83L84 82H86L85 83V89L86 90H88L89 92H90V94H92V96H93V94H94V92H95V89L98 87V83H97V80H96V78H93ZM98 75H96V77H97ZM103 76H105V74L104 75H100L99 77H98V79L99 78H101V77H103ZM109 76V75H108ZM119 76V75H118ZM6 77H8V76H6ZM51 77V76H50ZM50 77L48 78V76H47V78H44L43 77V80H45L46 81V79H50ZM52 77H53V75H52ZM51 77V79H53ZM2 78H3V75H2ZM37 78V77H36ZM40 78L41 77H39V80H40ZM116 78V77H115ZM115 78H113V79H115ZM134 78V77H133ZM10 80H11V78H9ZM50 79V80H51ZM70 79V78H69ZM68 79V80H69ZM78 79V78H77ZM128 79V78H127ZM6 80H8V79H6ZM10 80H8L9 81V84H10ZM42 80V79H41ZM67 80V83L68 82H70V81H72V80H69L68 81ZM76 79H74V81H75ZM100 80H104L107 84H108V87H107V85H106V87L109 89V87H112V85H113V83H111L110 82V79H108V78H103V79H100ZM123 80V79H122ZM142 80H143V77H142ZM141 80V81H142ZM53 82L52 83H54V81L55 80H52ZM66 81V80H65ZM77 82V81H76ZM81 82V81H80ZM79 81H78V83H80ZM142 82H144V81H142ZM263 82V84H262V86H261V83ZM44 83V82H43ZM47 83V82H46ZM51 83V82H50ZM52 83H51V85H52ZM82 83V84H83ZM60 84H63V85H65V83H60ZM70 84V83H69ZM68 84V85H69ZM99 84H101V83H99ZM121 84H122V82H121ZM145 84V83H144ZM48 85V84H47ZM79 85V84H78ZM102 85V84H101ZM9 86V85H8ZM14 86H15V83H14ZM50 86V85H49ZM60 86V85H59ZM70 86V85H69ZM68 86V87H69ZM72 86H73V84H72ZM147 86V85H146ZM6 87H7V85H6ZM10 88H11V86H9ZM78 87V86H77ZM83 87H84V85H83ZM100 87V86H99ZM257 87H261V90H262V93H258L256 90H255V92L253 91V89L254 88H256L257 89ZM70 88V87H69ZM103 88V87H102ZM118 88V87H117ZM189 88H193V89H195V92H188V89ZM9 89V88H8ZM45 89V88H44ZM55 89H58V88H55ZM66 89H67V87H66ZM65 89V90H66ZM72 89V88H71ZM76 89V88H75ZM83 89V88H82ZM103 89H105L106 90V88H105V86H104V88ZM119 89V88H118ZM122 89V88H121ZM11 91L10 92H13L14 90H13V86H12V89H10ZM27 90V89H26ZM41 91H42V89H40ZM49 90V89H48ZM47 90V91H48ZM51 90V89H50ZM85 90V91H86ZM98 90H99V88H98ZM100 90H102V89H100ZM58 91V90H57ZM61 91V90H60ZM110 91V90H109ZM109 91H106V92H108L109 93ZM113 91V90H112ZM9 92V91H8ZM7 92V94H9ZM52 92V91H51ZM55 92V91H54ZM97 92V91H96ZM124 92V91H123ZM129 92V91H128ZM32 93H34V92H32ZM43 93V92H42ZM45 93H50V91H48V92H45ZM53 93V92H52ZM52 93H51V95H52ZM61 93H62V91H61ZM61 93H60V95H61ZM66 93H68V92H66ZM65 93V94H66ZM87 93V92H86ZM105 93V92H104ZM113 93V92H112ZM5 94V93H4ZM14 94V93H13ZM63 94V93H62ZM1 95V94H0ZM10 95V94H9ZM43 95H44V93H43ZM43 95L42 94H36V95H34V94H31V93H23V92H19L18 94H17V96H23V98L25 99H27L26 100V103H39V104H42V105H44V106H52L53 104H57V103H61V104H63V106L66 108L67 106H68V104H69V98H70V96L68 97V95H64L65 97H63V99H61V100H58L57 99V97L56 96H54V95H52L51 96V103H47V102H45V100H44V97H43ZM48 95V94H47ZM76 95V94H75ZM107 95V94H106ZM105 95V96H106ZM129 95H131V94H129ZM10 96H12V95H10ZM15 96V95H14ZM72 96H73V93H72ZM96 96V95H95ZM113 96V95H112ZM127 96H128V94H127ZM8 97V96H7ZM73 97H75V96H73ZM72 97V98H73ZM86 97V96H85ZM116 97V96H115ZM13 98V97H12ZM60 98V97H59ZM72 98H70V99H72ZM108 98V97H107ZM128 98V97H127ZM74 99V98H73ZM72 99V100H73ZM87 99V98H86ZM96 99V98H95ZM103 99V98H102ZM153 99H155V100H153ZM71 100V101H72ZM95 101L97 102V103H95ZM91 102V101H90ZM22 104V103H21ZM55 104V105H56ZM78 104V103H77ZM76 104V105H77ZM38 105V104H37ZM35 106V105H34ZM60 106V105H59ZM95 106H97V105H95ZM145 106V105H144ZM72 107V106H71ZM87 107V106H86ZM151 107V108H152ZM52 108V107H51ZM69 108V107H68ZM97 108V107H96ZM21 109V108H20ZM58 109V108H57ZM154 109H151L152 111L154 110ZM160 109V108H159ZM262 109V108H261ZM45 110V109H44ZM67 110V109H66ZM78 110V109H77ZM150 110V111H151ZM3 111V110H2ZM71 111V110H70ZM151 111V112H152ZM159 111V110H158ZM1 112V111H0ZM147 112H148V110H147ZM155 112V111H154ZM167 112V111H166ZM172 112V111H171ZM5 113V112H4ZM150 113V112H149ZM158 113H160V112H158ZM173 113V112H172ZM3 114V113H2ZM68 114V113H67ZM96 114V113H95ZM34 115V114H33ZM160 115H162V114H160ZM164 115V114H163ZM168 115V114H167ZM166 115V116H167ZM171 115V114H170ZM3 117H4V115H2ZM150 116V115H149ZM148 116V117H149ZM153 116V115H152ZM174 116V115H173ZM201 116H203V115H201ZM1 117V116H0ZM41 117V116H40ZM63 117V116H62ZM147 117V116H146ZM145 117V118H146ZM164 117V116H163ZM172 117V116H171ZM182 117H180V118H182ZM185 117H183V118H185ZM224 117V116H223ZM6 118V120H7V117H5ZM30 118V117H29ZM32 118H34V117H32ZM66 118V117H65ZM154 118V117H153ZM176 118V117H175ZM219 118V117H218ZM1 119V118H0ZM4 119V118H3ZM2 119V120H3ZM87 119V118H86ZM152 119V118H151ZM168 119V118H167ZM172 119V118H171ZM212 119V118H211ZM5 120V121H6ZM26 120V119H25ZM24 120V121H25ZM41 120V119H40ZM160 120V119H159ZM163 120V119H162ZM10 121V120H9ZM32 121V120H31ZM42 121H43V118H42ZM45 121H46V118H45ZM53 121V120H52ZM156 121V120H155ZM168 121V120H167ZM208 121V120H207ZM223 121V120H222ZM228 121V120H227ZM37 122V121H36ZM132 122V123H131ZM154 122V121H153ZM157 122H158V120H157ZM156 122V123H157ZM170 122V121H169ZM168 122V123H169ZM3 124H4V121L2 122ZM69 123V122H68ZM111 123V122H110ZM135 123H138V122H135ZM147 123V122H146ZM155 123V122H154ZM167 123V124H168ZM205 124H206V122H204ZM208 123V122H207ZM220 123H222V122H220ZM15 124V123H14ZM33 124V123H32ZM37 124V123H36ZM5 125V124H4ZM148 125H149V123H148ZM207 125V124H206ZM7 126V125H6ZM103 126V125H102ZM141 126H143V125H141ZM151 126V125H150ZM160 126H162V125H160ZM169 126H171V125H169ZM211 126V125H210ZM38 127V126H37ZM149 127V126H148ZM151 127H153V126H151ZM206 127V126H205ZM226 127V126H225ZM228 127V126H227ZM21 128V127H20ZM29 128V127H28ZM114 128H116V126L114 127ZM211 128V127H210ZM210 128H209V131H210ZM221 128H222V126H221ZM259 128V127H258ZM9 129H10V125H9V128H8V131H9ZM12 129V128H11ZM10 129V130H11ZM111 129H112V127H111ZM207 129V128H206ZM223 129V128H222ZM247 129V128H246ZM114 130V129H113ZM117 130V129H116ZM201 130V129H200ZM217 130V129H216ZM5 131H7V130H5ZM23 131V130H22ZM49 131V130H48ZM57 131V130H56ZM58 131H60V130H58ZM151 132H152V129L150 130ZM155 131V130H154ZM161 131V130H160ZM159 131V132H160ZM202 131V130H201ZM214 131V130H213ZM219 131V130H218ZM217 131V132H218ZM242 131H244V130H242ZM37 132V131H36ZM147 132V131H146ZM149 132V131H148ZM204 132V131H203ZM208 132V131H207ZM212 132V131H211ZM217 132H215V133H217ZM249 132V131H248ZM25 133V132H24ZM27 133V132H26ZM35 133V132H34ZM46 133H48V132H46ZM50 133V132H49ZM64 133V132H63ZM91 133H92V135H91ZM113 133V132H112ZM144 133V132H143ZM219 133V132H218ZM223 133V132H222ZM246 133H247V131H246ZM245 133V134H246ZM5 134V133H4ZM37 134V133H36ZM40 134V133H39ZM119 134V133H118ZM121 134H123V133H121ZM142 134V133H141ZM224 134V133H223ZM241 134V133H240ZM29 135V134H28ZM32 135V134H31ZM48 135V134H47ZM50 135V134H49ZM62 135V134H61ZM81 135V134H80ZM145 135V134H144ZM221 135V134H220ZM257 135V134H256ZM39 136V135H38ZM58 136H59V134H58ZM76 136V135H75ZM142 136V135H141ZM164 136V135H163ZM215 136V135H214ZM218 136V135H217ZM245 136V135H244ZM37 137V136H36ZM43 137V136H42ZM51 137V136H50ZM211 137H213V136H211ZM221 137V136H220ZM251 137V136H250ZM255 137V136H254ZM31 138V137H30ZM33 138V137H32ZM89 138V137H88ZM92 138V137H91ZM123 138V137H122ZM214 138V137H213ZM218 138V137H217ZM234 138V137H233ZM236 138V137H235ZM38 139H40L41 140V138H38ZM49 139V138H48ZM53 139V138H52ZM221 139V138H220ZM3 140V139H2ZM11 140V139H10ZM43 140V139H42ZM44 140H45V138H44ZM61 140H62V138H61ZM60 139H59V141H61ZM65 140V139H64ZM89 140H90V138H89ZM120 140V139H119ZM209 140V139H208ZM114 141V140H113ZM144 141H146V140H144ZM168 141V140H167ZM218 141V140H217ZM4 142V141H3ZM6 142V141H5ZM10 142V141H9ZM47 142V141H46ZM56 142V141H55ZM75 142H76V140H75ZM89 142V141H88ZM201 142V141H200ZM236 142V141H235ZM243 142V141H242ZM7 143V142H6ZM18 143H20L19 141H18ZM26 143V142H25ZM57 143V142H56ZM59 143V142H58ZM64 143V142H63ZM62 143V144H63ZM112 143V142H111ZM111 143H110V147L111 148H113V150L115 149V148H117L116 146L117 145H111ZM119 143V142H118ZM136 143V142H135ZM134 143V144H135ZM253 143V142H252ZM10 144V143H9ZM23 144V143H22ZM35 144V143H34ZM61 144V143H60ZM67 144V143H66ZM91 144V143H90ZM113 144V143H112ZM134 144H131V146L132 145H134ZM146 144H148L147 142H142L139 146H144V145H146ZM245 144V143H244ZM26 145H27V143H26ZM64 145H65V143H64ZM75 145V144H74ZM94 145V144H93ZM224 145V144H223ZM35 146V145H34ZM57 146V145H56ZM71 146V145H70ZM163 146V145H162ZM71 147H73V145L71 146ZM77 147V146H76ZM91 147H92V145H91ZM120 147V146H119ZM130 147V146H129ZM4 148V147H3ZM13 148H15V147H13ZM27 148V147H26ZM37 148V147H36ZM57 148V147H56ZM67 148V147H66ZM88 148V147H87ZM109 148V147H108ZM213 148V147H212ZM25 149V148H24ZM28 149V148H27ZM58 149H59V147H58ZM61 149V148H60ZM134 149V148H133ZM148 149V148H147ZM154 149V148H153ZM225 149V148H224ZM26 150V149H25ZM56 150V149H55ZM162 150V149H161ZM208 150V149H207ZM219 150V149H218ZM223 150V149H222ZM63 151V150H62ZM65 151V150H64ZM173 151V150H172ZM178 151V150H177ZM176 151V152H177ZM58 152V151H57ZM148 152V151H147ZM183 152V151H182ZM220 152V151H219ZM60 153H62V152H60ZM68 153V152H67ZM139 153V152H138ZM142 153V152H141ZM140 153V154H141ZM145 152H143V155H145L144 154ZM149 153H152V152H149ZM149 153H148V155L145 157V158H137L136 160H134L133 162H131V163H129V164H126V165H124L123 163H124V161L122 162V161H120V163H122V164H119L118 163V165L117 164H115V165H111L112 167H109V168H112V169H110V172H111V170H113V172L112 173H109L107 176L108 177H110V179H111V181H112V183L114 184V185H119L118 183L120 182L119 180V177L117 176V174H119L120 172L122 173V172H125V173H127V174H129L128 176H127V174H125L127 177L125 178L126 180H129V182H131V183H133V182H136V181H144L148 186H150V185H152L153 183H154V181H155V178L156 177H158V176H160L163 180H166L167 179V176L165 175V174H163V173H161V174H158V173H156V172H153L152 170V172H150V169H152V167L153 166H160V165H162V164H167V162L166 161H162V160H160V161H155V160H152L151 159V157H150V155H149ZM178 153H180V152H178ZM250 153H252V152H250ZM55 154H57V153H55ZM106 155H108V153H105ZM163 154V153H162ZM175 154V153H174ZM177 154V153H176ZM203 154V153H202ZM212 154V153H211ZM2 155V154H1ZM11 155V154H10ZM169 155V154H168ZM178 155V154H177ZM181 155V154H180ZM185 155V154H184ZM209 155H210V152H209ZM33 156V155H32ZM61 156V155H60ZM135 156H137V155H135ZM139 156V155H138ZM137 156V157H138ZM141 157H142V155H140ZM159 156V155H158ZM238 156H239V154H238ZM40 157V156H39ZM54 157V156H53ZM105 157V156H104ZM107 157V156H106ZM206 156L205 155H200V159H198V163H200V165L201 166H206L207 165V159L205 158ZM82 158V157H81ZM199 158V157H198ZM210 158V157H209ZM64 159V158H63ZM106 159V158H105ZM59 160V159H58ZM127 160V159H126ZM188 160V159H187ZM186 160V162H185V160H184V162H181V161H175V160H173L174 161V163H177V165H179V163H180V165L183 167V168H190V170H191V168L194 166L195 167V165L193 164H191V162H192V159H190L191 160V162L188 160L187 161ZM196 160V159H195ZM236 160V159H235ZM254 160V159H253ZM1 161H2V159H0V167H3V165L1 164ZM13 161V160H12ZM60 161V160H59ZM65 161H66V159H65ZM104 162H105V160H103ZM168 161V160H167ZM4 162V161H3ZM2 162V163H3ZM61 162H64V161H61ZM113 162V161H112ZM111 162V163H112ZM129 162V161H128ZM220 162V161H219ZM8 163V162H7ZM7 163H5V167H6V169H10L11 167L9 166L10 164H7ZM21 163V162H20ZM24 163V162H23ZM54 163H57V162H54ZM116 163V162H115ZM134 163V164H133ZM168 163H172V162H168ZM214 163V162H213ZM101 164V167H102V163H100ZM109 164V163H108ZM173 164V163H172ZM209 164V163H208ZM243 164V163H242ZM12 165V164H11ZM56 165V164H55ZM64 166V165H63ZM74 166V165H73ZM103 166H104V164H103ZM106 166V165H105ZM166 166V165H165ZM241 166V165H240ZM22 167V166H21ZM26 167V166H25ZM99 167H100V165H99ZM164 167V166H163ZM4 168V167H3ZM57 168V167H56ZM80 168V167H79ZM1 169V168H0ZM54 169V168H53ZM76 169V168H75ZM187 169V170H188ZM71 170V169H70ZM100 170V169H99ZM155 170H157V169H155ZM167 170V169H166ZM207 170V169H206ZM236 170V169H235ZM101 171V170H100ZM157 171H159V169L157 170ZM162 171V170H161ZM168 171V170H167ZM196 171H197V169H196ZM75 172V171H74ZM203 172V171H202ZM105 173V172H104ZM108 173V172H107ZM178 173H179V171H178ZM177 173V174H178ZM12 174H14V177H19L18 176V173L17 172H12ZM24 174V173H23ZM223 174H225V173H223ZM239 174V173H238ZM2 175V174H1ZM11 175V174H10ZM70 175V174H69ZM85 175V174H84ZM122 175V174H121ZM179 175V174H178ZM124 176V175H123ZM175 176V175H174ZM211 177V176H210ZM26 179V178H25ZM191 179V178H190ZM196 179V178H195ZM61 180V179H60ZM106 180H107V178H106ZM198 180H199V178H198ZM202 180V179H201ZM48 181V180H47ZM71 181V180H70ZM78 181V180H77ZM194 181H196V180H194ZM65 182V181H64ZM162 182V181H161ZM201 182V181H200ZM210 182V181H209ZM80 183V182H79ZM123 183V182H122ZM164 183V182H163ZM27 184V183H26ZM33 184V183H32ZM70 184V183H69ZM89 184V183H88ZM109 184V183H108ZM170 184V183H169ZM194 184V183H193ZM199 184V183H198ZM43 185H44V183H43ZM50 185V184H49ZM164 185V184H163ZM252 185V184H251ZM26 186H28V184L26 185ZM25 186V187H26ZM172 186V185H171ZM24 187V189H27V188H25ZM150 187H152V186H150ZM167 187H170L169 185H167ZM251 187V186H250ZM56 188V187H55ZM172 188V187H171ZM207 188V187H206ZM68 189V188H67ZM159 189V188H158ZM201 189H202V187H201ZM200 189V190H201ZM17 190H18V188H17ZM33 190V189H32ZM15 191V190H14ZM70 191V190H69ZM139 191H141V189L139 190ZM149 190H147V191H144V192H148ZM188 191V190H187ZM189 191H191V189H189ZM136 192V191H135ZM142 192H143V190H142ZM143 192V193H144ZM164 192V191H163ZM194 192V191H193ZM199 192V191H198ZM4 193V192H3ZM21 193V192H20ZM127 192H125V194H126ZM151 193V192H150ZM150 193H148V194H150ZM159 193V192H158ZM162 193V192H161ZM10 194V193H9ZM8 194V195H9ZM124 194V193H123ZM140 194H141V192H140ZM152 194V193H151ZM151 194H150V196H151ZM11 195V194H10ZM113 195V194H112ZM154 195V194H153ZM158 195V194H157ZM190 195V194H189ZM199 195V194H198ZM17 196V195H16ZM117 196V195H116ZM116 196L115 197H113V199L114 198H116ZM146 197L147 196H149V195H145ZM156 196V195H155ZM162 196V195H161ZM185 196V195H184ZM191 196H193V195H191ZM205 196V195H204ZM110 197V196H109ZM120 197V196H119ZM127 197V196H126ZM146 197H144V198H146ZM157 197V196H156ZM164 197V196H163ZM163 197H161V200H158V198L159 197H157V199L156 200H158V203H160V201L162 202L163 201ZM107 198V197H106ZM105 198V199H106ZM194 198V197H193ZM205 198V197H204ZM203 198V199H204ZM0 199H1V190H0ZM105 199H104V201H105ZM112 199V198H111ZM116 199H118V197L116 198ZM115 199V200H116ZM128 199L129 200H132V201H138V200H140L141 199V195H139V194H136V195H130V196H128ZM127 199V200H128ZM148 199V198H147ZM151 199V198H150ZM201 199V198H200ZM102 200V199H101ZM110 200V199H109ZM120 200H122V199H120ZM126 200V201H127ZM149 200V199H148ZM152 200H154V199H152ZM155 200V201H156ZM119 201V199L117 200V202ZM106 202V201H105ZM116 202V201H115ZM116 202V203H117ZM129 202V201H128ZM139 202V201H138ZM186 202V201H185ZM184 202V203H185ZM8 203H10V200H9V202ZM92 203V202H91ZM97 203V202H96ZM113 203V202H112ZM125 203V202H124ZM140 203V202H139ZM138 203V204H139ZM146 203V202H145ZM148 203V202H147ZM146 203V204H147ZM155 203V202H154ZM157 203V202H156ZM155 203V204H156ZM189 203V202H188ZM128 204V203H127ZM34 205V204H33ZM33 205H31V208L33 207ZM98 205V204H97ZM143 205V204H142ZM145 205V204H144ZM186 205V204H185ZM185 205H184V207H185ZM28 206H30V205H28ZM65 206V205H64ZM152 207H150L149 208V211H147L146 213H148V212H152V211H155V209H156V207H157V205H151ZM171 206V205H170ZM169 206V207H170ZM4 207V206H3ZM36 207V206H35ZM54 207V206H53ZM135 207V206H134ZM133 206H132V208H134ZM137 207V206H136ZM146 207H147V205H146ZM188 207V206H187ZM28 208H30V207H28ZM34 208V207H33ZM58 208V207H57ZM96 208V207H95ZM99 208V207H98ZM97 208V209H98ZM109 208V207H108ZM41 209V208H40ZM47 209V208H46ZM85 209V211L87 212V209L86 208H83V210ZM89 209V208H88ZM96 209V210H97ZM100 209H102V208H100ZM99 209V210H100ZM110 209V208H109ZM122 209V208H121ZM121 209H116V211H119V212H122V211H120ZM137 209H138V207H137ZM140 209H141V207H140ZM157 209H158V207H157ZM183 209V208H182ZM79 210V209H78ZM90 210V215H92V213H98L97 211H95V212H92V209H89ZM89 210H88V212H89ZM93 210H94V208H93ZM108 211L107 209H105V208H103L102 209V211ZM111 210V209H110ZM134 210V209H133ZM184 210V209H183ZM104 211H103V213H104ZM113 211V210H112ZM128 211H130V210H128ZM142 211V210H141ZM167 211V210H166ZM192 211V210H191ZM191 211H187V209L184 211V213H183V211H182V213L183 214H180L179 216H181V215H183L188 221H190L191 220ZM53 212V211H52ZM78 212V211H77ZM85 212V213H86ZM156 212V211H155ZM179 212V211H178ZM22 213V212H21ZM33 213V212H32ZM60 214L62 213V212H59ZM79 214L81 213V212H78ZM84 212H83V215L84 216H86L87 214H85ZM102 212L101 213H99V214H103ZM114 213L116 214V212H115V210H114ZM125 213V212H124ZM131 212H129L127 215L129 216V214H130ZM168 213H170V212H168ZM174 213V212H173ZM34 214V213H33ZM51 214V213H50ZM60 214H55V216H52V217H55L56 218V215H59L60 216ZM63 215H65L64 213H62ZM79 214H77V215H79ZM93 214V215H94ZM99 214L97 215V216H95V217H97V219H98V217H99ZM114 214V215H115ZM172 214V213H171ZM193 214V213H192ZM75 215H76V213H75ZM81 215V214H80ZM80 215H79V217L78 218H80ZM111 215H113V212L112 213H109V214H106V216H104L103 217V215H102V217L104 218L103 220L105 221V223H102L101 225H97V228H94L93 230H92V232H89V233H91L92 235H94V237H95V235L97 236V235H99L103 230H106L107 229V227H109L108 225H107V222L109 221V219H110V217L113 219V217L111 216ZM130 215H132V214H130ZM148 214H146V216H147ZM150 215V214H149ZM165 215H166V212H165ZM175 215V214H174ZM89 218H90V216L89 215H87ZM117 216H119V215H117ZM134 216H136L135 214H134ZM138 216V215H137ZM137 216H136V218H137ZM140 216V215H139ZM176 216H177V212H176ZM176 216H173L172 218H177ZM179 216H178V218H179ZM21 217H22V215H21ZM52 217H50V218H52ZM100 217H101V215H100ZM116 217V216H115ZM124 217V215H122V217H120V218H122V220L124 219L123 218ZM143 217V216H142ZM165 217H167V216H165ZM47 218V220H48V217H46ZM45 218V219H46ZM62 218V217H61ZM67 218H70L71 219V217H67ZM78 218H77V220H78ZM84 218H86L85 219V221H88L89 222V220H88V218L87 217H84ZM117 218V217H116ZM119 218V219H120ZM171 218V217H170ZM173 219V220H175V221H177V223H179V224H181L180 222H178L179 221V219L177 220V219ZM181 218H183V217H181ZM180 218V219H181ZM57 219V218H56ZM59 219H60V217H59ZM66 219V218H65ZM75 218H73V220H74ZM83 219V218H82ZM96 219V218H95ZM95 219H92L93 221L95 220ZM97 219H96V221H97ZM111 219V220H112ZM142 219V218H141ZM140 219V220H141ZM44 220V219H43ZM42 220V221H43ZM72 220V219H71ZM100 220V219H99ZM116 220V219H115ZM139 220V221H140ZM185 220V219H184ZM45 221V220H44ZM49 221V220H48ZM47 221V222H48ZM51 221V220H50ZM76 221V220H75ZM83 221H84V219H83ZM95 221V222H96ZM114 221V220H113ZM112 221V222H113ZM126 221V220H125ZM124 221V222H125ZM47 222H44V223H47ZM55 222H57V221H55ZM72 222H74V221H71V223ZM87 222V223H88ZM90 222H91V220H90ZM89 222V223H90ZM116 222V221H115ZM119 222V221H118ZM118 222H116L117 224H118ZM123 222V221H122ZM146 222V221H145ZM171 222H173V221H171ZM71 223H69V224H71ZM85 223V222H84ZM88 223V224H89ZM93 223V222H92ZM110 223V222H109ZM108 223V224H109ZM142 223H144V222H142ZM176 223V224H177ZM27 224V223H26ZM91 224V223H90ZM111 224H113V223H111ZM116 224V225H117ZM137 224H139V223H137ZM176 224L174 225V226H176ZM42 225V224H41ZM85 225V224H84ZM83 225V226H84ZM87 225V224H86ZM116 225H114V226H116ZM44 226V225H43ZM113 226V227H114ZM135 226H136V224H135ZM138 226V225H137ZM137 226H136V228H137ZM139 226H141V223H140V225ZM179 226V225H178ZM14 227V226H13ZM68 228L70 227V225H68L67 226ZM67 227L65 228V227H63V222L62 221H59L57 224H56V226H55V234H54V243H55V241H62V240H64L65 238L67 239V236L69 235V237H74V235H78V233H76V232H73L72 233V230H68L67 229ZM96 227V226H95ZM111 227H112V225H111ZM144 227V226H143ZM142 227V228H143ZM146 227V226H145ZM49 228H51V227H49ZM110 228V227H109ZM33 229H34V227H33ZM39 229V228H38ZM35 230V232L36 231H39V230ZM43 229V228H42ZM53 229V228H52ZM79 229V228H78ZM77 229V231H79V230H82L81 228L78 230ZM84 229H85V227H84ZM115 229V228H114ZM75 230V229H74ZM111 230V229H110ZM121 230V229H120ZM119 230V231H120ZM130 230V229H129ZM176 230V229H175ZM175 230L173 231V232H175ZM112 231H113V229H112ZM118 231V232H119ZM128 230H126L124 233H128L127 232ZM132 231H134V229L132 230ZM136 231V230H135ZM141 231H143V229L141 230ZM35 232H32V233H35ZM85 231H83V233H84ZM104 232V231H103ZM121 232V231H120ZM119 232V233H120ZM129 232H131V231H129ZM38 233V232H37ZM42 233V232H41ZM80 233H82V232H80ZM86 233H88V232H86ZM88 233V234H89ZM109 233V232H108ZM131 233H134V232H131ZM104 234V233H103ZM123 234V233H122ZM188 234V233H187ZM7 235V234H6ZM43 235V234H42ZM102 235V234H101ZM32 236V235H31ZM37 236V235H36ZM44 236V235H43ZM100 236V235H99ZM119 237L121 236V235H118ZM135 236V235H134ZM215 236H218V237H220V239L223 237V233H222V231H221V229L219 228V227H217V235H215ZM33 237H35L34 236V234H33ZM51 237V236H50ZM98 237V236H97ZM132 237V236H131ZM141 237V236H140ZM143 237V236H142ZM200 237V236H199ZM198 237V238H199ZM2 238V237H1ZM32 238V237H31ZM43 240L42 241H40L39 243H36L37 244V246L38 245H40L39 247H46L45 245H47V243H49V241L51 242V240H49V241H44V239H45V237H41ZM52 238V237H51ZM92 238V237H91ZM96 238V237H95ZM112 238V237H111ZM122 238H124V237H122L121 236V245H124L125 246V244H128V243H125L126 241H125V239H124V241H123V239ZM151 238H152V236H151ZM156 238V237H155ZM50 239V238H49ZM109 239V238H108ZM118 239V238H117ZM116 239V240H117ZM128 239V238H127ZM149 239V238H148ZM153 239V238H152ZM74 240V239H73ZM91 240V239H90ZM129 240V239H128ZM65 241V240H64ZM76 241V240H75ZM78 241V240H77ZM111 241V240H110ZM119 240H117V242H118ZM120 241L118 242V243H120ZM139 241V240H138ZM144 241V240H143ZM142 241V242H143ZM146 241V240H145ZM150 241H151V239H150ZM150 241H148V242H150ZM153 241V240H152ZM156 241V240H155ZM200 241V240H199ZM53 242V241H52ZM51 242V243H52ZM59 242V243H60ZM71 242V241H70ZM122 242L124 243V244H122ZM133 242V241H132ZM136 242V241H135ZM141 242V241H140ZM147 242V241H146ZM213 242V241H212ZM144 243V242H143ZM202 243V244H201ZM206 242L205 241H201L200 242V244H201V246L203 245V244H205ZM1 244V243H0ZM35 244V245H36ZM81 244V243H80ZM133 244V243H132ZM131 244V245H132ZM156 245L158 244V243H155ZM209 244H212V243H209ZM72 245V244H71ZM78 245V244H77ZM76 245V246H77ZM134 245V244H133ZM132 245V246H133ZM144 245V244H143ZM142 245V246H143ZM152 245V244H151ZM36 246V247H37ZM67 246V245H66ZM119 246V245H118ZM129 246V245H128ZM145 246H147V245H145ZM206 246V245H205ZM204 246V247H205ZM10 247V246H9ZM79 247V246H78ZM126 247V246H125ZM144 247V246H143ZM156 247V246H155ZM154 247V248H155ZM158 247V246H157ZM211 247H213V246H211ZM71 248V247H70ZM116 248H117V246H116ZM124 248V247H123ZM129 248V247H128ZM145 248V247H144ZM148 248H149V246H148ZM161 248H163V247H161ZM207 248V247H206ZM210 248V247H209ZM9 249V248H8ZM7 249V250H8ZM60 249V248H59ZM118 249V248H117ZM120 249V248H119ZM131 249H132V247H131ZM151 249H152V246H151ZM150 248L148 249L149 251L151 250ZM33 250V249H32ZM65 250V249H64ZM67 251H68V249H66ZM65 250V251H66ZM123 250H125V248L123 249ZM123 250H122V252H123ZM145 250V249H144ZM147 250V251H148ZM160 250V249H159ZM131 251V250H130ZM146 251V252H147ZM152 251H153V249H152ZM155 251V250H154ZM158 251V250H157ZM207 251H208V249H207ZM41 252V251H40ZM45 252V251H44ZM117 252V251H116ZM144 252V251H143ZM204 252H206V251H204ZM42 253V252H41ZM52 253V252H51ZM65 253V252H64ZM105 253H106V251H105ZM105 253H103V254H105ZM114 253V252H113ZM126 253V252H125ZM124 253V254H125ZM145 253V252H144ZM148 253V252H147ZM155 253V252H154ZM153 253V254H154ZM40 254V253H39ZM54 254V253H53ZM63 254V253H62ZM109 254V253H108ZM117 253H115V255H116ZM127 254H128V252H127ZM146 254V253H145ZM144 254V255H145ZM152 254V253H151ZM206 254V253H205ZM59 255H61V253H59ZM64 255V257H65V254H63ZM106 255V254H105ZM121 256H123V254H120ZM147 255H149V253L147 254ZM156 255V254H155ZM204 255V254H203ZM110 256V255H109ZM108 256V257H109ZM120 256V257H121ZM153 256V255H152ZM157 256V255H156ZM155 256V257H156ZM165 256V255H164ZM163 256V257H164ZM168 256V255H167ZM198 256V255H197ZM212 256V255H211ZM30 257V256H29ZM104 257V256H103ZM135 257V256H134ZM147 256H145V258H146ZM57 258H58V256H57ZM57 258L55 259V261H57ZM106 258H107V256H106ZM141 258V257H140ZM144 258V257H143ZM142 258V259H143ZM144 258V259H145ZM162 258V257H161ZM166 258V257H165ZM169 258V262L171 263V261L174 263V264H182L181 262L183 261V260H185V258L183 257V256H180V254L178 255V256H169L168 257ZM193 258H195L196 259V257L194 256ZM234 258V257H233ZM47 258L45 257V259H40V260H38L37 262L38 263H36V264H47L48 263V260H50V259H48V260H46ZM60 260H61V257L59 258ZM97 259H99V258H97ZM137 259H139V257L137 258ZM141 259V260H142ZM143 259V260H144ZM148 259H149V256H148ZM167 259V258H166ZM198 259L200 260L201 259V261L203 260V258L202 257H198ZM224 259V258H223ZM223 259H221V260H223ZM35 260V259H34ZM64 259H62V261H63ZM91 260V259H90ZM131 260V259H130ZM140 260V259H139ZM165 260V259H164ZM163 259H162V261H159V260H157V258L156 259H154L153 257L152 258H150L149 260H147V261H149V264H166L165 263V261H164ZM190 260V259H189ZM199 260L197 261V259H196V261H197V263L199 262ZM217 259H215V261H216ZM53 261V260H52ZM103 261V260H102ZM110 261V260H109ZM133 261H134V259H133ZM167 261V260H166ZM193 261V260H192ZM207 261V260H206ZM206 261H203V263H200V264H207V263H205ZM213 261V260H212ZM224 261V260H223ZM226 261V260H225ZM224 261V262H225ZM93 262H95V264H96V262H97V260L95 261H93ZM106 262V261H105ZM135 262V261H134ZM142 263H144L143 261H141ZM140 262V263H141ZM184 262V261H183ZM189 262V261H188ZM191 262V261H190ZM189 262V263H190ZM194 262V261H193ZM220 262V261H219ZM222 262V261H221ZM54 263V262H53ZM52 263V264H53ZM56 263V262H55ZM59 263V262H58ZM57 263V264H58ZM62 263V262H61ZM63 263H64V261H63ZM92 263V262H91ZM99 263V262H98ZM103 263H104V261H103ZM130 263V262H129ZM136 263V262H135ZM137 263H138V260H137ZM169 263V264H170ZM186 263V262H185ZM192 263V262H191ZM10 264V263H9ZM28 264V263H27ZM34 264V263H33ZM49 264V263H48ZM60 264V263H59ZM65 264V263H64ZM102 264V263H101ZM105 264V263H104ZM108 264V263H107ZM145 264V263H144ZM188 264V263H187ZM193 264V263H192ZM208 264H210V263H208Z\"/></svg>",
  "mask_w": 264,
  "mask_h": 264
}]
</instances>
